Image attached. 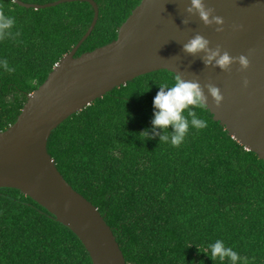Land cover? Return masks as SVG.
I'll return each instance as SVG.
<instances>
[{
	"label": "trees",
	"instance_id": "obj_1",
	"mask_svg": "<svg viewBox=\"0 0 264 264\" xmlns=\"http://www.w3.org/2000/svg\"><path fill=\"white\" fill-rule=\"evenodd\" d=\"M95 1L97 23L76 55L115 39L141 0ZM0 6L16 20L12 31L21 33L0 41V61L15 68L9 73L0 65L2 131L85 34L94 9L79 0L39 9L0 0ZM175 75L160 69L113 88L60 123L48 151L65 179L112 227L127 264H231L211 258L209 246L218 239L240 255L237 264H264V160L207 107L191 109L207 127H190L179 147L142 133L151 131L161 84L171 87ZM0 264L92 259L78 236L45 207L17 188L3 187Z\"/></svg>",
	"mask_w": 264,
	"mask_h": 264
},
{
	"label": "water",
	"instance_id": "obj_2",
	"mask_svg": "<svg viewBox=\"0 0 264 264\" xmlns=\"http://www.w3.org/2000/svg\"><path fill=\"white\" fill-rule=\"evenodd\" d=\"M65 1L43 4L16 0L35 9ZM81 39L64 54L45 81L32 93L16 121L0 131V188L12 187L45 207L70 228L90 254L92 264H127L112 227L98 207L77 191L58 169L48 151L52 131L73 113L113 88L135 77L167 69L182 73L186 80L220 87L224 100L217 108L209 95L207 107L215 120L246 149L264 160V0H205L216 15L224 18L223 32L217 25L205 26L198 15L190 16V0H141L118 27L112 41L76 55L94 29L99 6ZM189 17L190 23L183 20ZM233 25H243L234 30ZM197 32L221 45L232 56L245 54L250 67L241 71L238 63L231 72L206 66L200 53L183 51V44ZM250 81L247 88L243 80ZM207 94V89H205Z\"/></svg>",
	"mask_w": 264,
	"mask_h": 264
},
{
	"label": "clouds",
	"instance_id": "obj_3",
	"mask_svg": "<svg viewBox=\"0 0 264 264\" xmlns=\"http://www.w3.org/2000/svg\"><path fill=\"white\" fill-rule=\"evenodd\" d=\"M11 2L15 4L16 0H11ZM186 12L189 17L198 15L205 26L217 25L216 32L224 31V18L216 15L215 8L209 7L205 0H190ZM189 17H185L183 23H190ZM15 24V18L6 15L4 7L0 6V41L7 38L16 39L21 35L19 31H12ZM233 28L234 30L242 29L243 25H233ZM210 45L211 41L197 32L183 44V51L193 56L204 53L202 59L206 66L218 67L226 72H231L232 65L236 63L240 65L241 71L250 67L251 61L248 55L232 56L227 50H223L221 45L217 44L215 47ZM0 65L9 73L15 71V68L9 66L7 59L0 61ZM174 81L171 87L166 82L161 84L153 101L154 118L151 122V131L145 130L142 133H146L147 138L159 136L161 142L168 143L170 141L172 146L179 147L188 135L190 127L197 130L207 127V121L199 118L196 112L191 109L209 107V95L215 106L219 108L224 100V95L220 87L214 83L208 82L202 85L197 79H184L182 73H176ZM249 83L250 81L245 77L243 86L247 88ZM205 89H207V94ZM185 113L187 114L185 115ZM169 126L173 129L170 134L166 131ZM158 129H163L164 132L161 133L157 131ZM209 247L210 256L214 261L228 259L231 264H237L241 260L240 255L232 247L225 246L223 240L218 239Z\"/></svg>",
	"mask_w": 264,
	"mask_h": 264
}]
</instances>
